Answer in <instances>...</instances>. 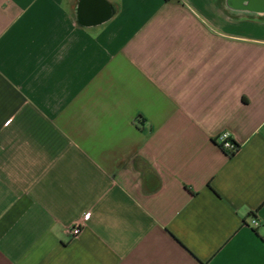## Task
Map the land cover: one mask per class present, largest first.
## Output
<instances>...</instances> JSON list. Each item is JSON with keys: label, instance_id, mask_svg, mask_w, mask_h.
I'll return each mask as SVG.
<instances>
[{"label": "crops", "instance_id": "obj_1", "mask_svg": "<svg viewBox=\"0 0 264 264\" xmlns=\"http://www.w3.org/2000/svg\"><path fill=\"white\" fill-rule=\"evenodd\" d=\"M259 4L0 0V264H264Z\"/></svg>", "mask_w": 264, "mask_h": 264}, {"label": "built area", "instance_id": "obj_2", "mask_svg": "<svg viewBox=\"0 0 264 264\" xmlns=\"http://www.w3.org/2000/svg\"><path fill=\"white\" fill-rule=\"evenodd\" d=\"M217 141L220 143L221 147L224 150H228L230 154H234L237 151V146L235 142L233 141L232 137L228 133H222L217 137ZM89 217L87 214L84 218ZM258 225V221L252 220L251 226L256 227ZM82 232V225L80 223L75 224L70 228L69 234L76 238L78 237Z\"/></svg>", "mask_w": 264, "mask_h": 264}, {"label": "water", "instance_id": "obj_3", "mask_svg": "<svg viewBox=\"0 0 264 264\" xmlns=\"http://www.w3.org/2000/svg\"><path fill=\"white\" fill-rule=\"evenodd\" d=\"M229 5L236 10L240 11H255L260 0H228Z\"/></svg>", "mask_w": 264, "mask_h": 264}]
</instances>
